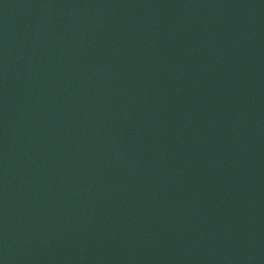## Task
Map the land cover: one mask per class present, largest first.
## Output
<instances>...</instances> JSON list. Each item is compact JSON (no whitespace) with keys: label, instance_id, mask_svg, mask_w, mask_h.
<instances>
[{"label":"water","instance_id":"1","mask_svg":"<svg viewBox=\"0 0 264 264\" xmlns=\"http://www.w3.org/2000/svg\"><path fill=\"white\" fill-rule=\"evenodd\" d=\"M0 264H264V0H0Z\"/></svg>","mask_w":264,"mask_h":264}]
</instances>
